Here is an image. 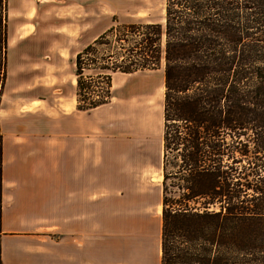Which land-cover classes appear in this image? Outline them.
Here are the masks:
<instances>
[{"label": "trees", "instance_id": "16d2710c", "mask_svg": "<svg viewBox=\"0 0 264 264\" xmlns=\"http://www.w3.org/2000/svg\"><path fill=\"white\" fill-rule=\"evenodd\" d=\"M164 10L77 53V108L109 102L113 73L163 62L161 264H264V0Z\"/></svg>", "mask_w": 264, "mask_h": 264}, {"label": "crops", "instance_id": "0c3cea01", "mask_svg": "<svg viewBox=\"0 0 264 264\" xmlns=\"http://www.w3.org/2000/svg\"><path fill=\"white\" fill-rule=\"evenodd\" d=\"M25 64L8 55L0 103L1 264H161L152 86L115 72L110 101L82 110L74 73Z\"/></svg>", "mask_w": 264, "mask_h": 264}, {"label": "rangeland", "instance_id": "374dc122", "mask_svg": "<svg viewBox=\"0 0 264 264\" xmlns=\"http://www.w3.org/2000/svg\"><path fill=\"white\" fill-rule=\"evenodd\" d=\"M164 11V0H0V103L7 77L8 55L17 63L28 66L36 60L54 62L67 79L70 72L75 74L77 53L98 36L121 23L163 22ZM104 47L113 50L114 43L111 40L110 47ZM87 73L92 70L86 69ZM135 75L153 88L150 102L153 137L146 158L151 164V182L155 186L158 183L161 201L163 62L158 69L138 71ZM153 188L150 190L152 200L156 194ZM170 190L167 195L172 194Z\"/></svg>", "mask_w": 264, "mask_h": 264}, {"label": "bare ground", "instance_id": "6f19581e", "mask_svg": "<svg viewBox=\"0 0 264 264\" xmlns=\"http://www.w3.org/2000/svg\"><path fill=\"white\" fill-rule=\"evenodd\" d=\"M160 178H161V175H160Z\"/></svg>", "mask_w": 264, "mask_h": 264}]
</instances>
